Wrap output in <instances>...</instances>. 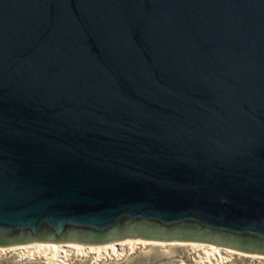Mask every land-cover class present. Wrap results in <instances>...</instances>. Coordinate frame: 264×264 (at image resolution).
I'll return each mask as SVG.
<instances>
[{"label": "water", "instance_id": "water-1", "mask_svg": "<svg viewBox=\"0 0 264 264\" xmlns=\"http://www.w3.org/2000/svg\"><path fill=\"white\" fill-rule=\"evenodd\" d=\"M126 238L264 255V0H0V246Z\"/></svg>", "mask_w": 264, "mask_h": 264}, {"label": "bare ground", "instance_id": "bare-ground-1", "mask_svg": "<svg viewBox=\"0 0 264 264\" xmlns=\"http://www.w3.org/2000/svg\"><path fill=\"white\" fill-rule=\"evenodd\" d=\"M151 245H188L194 250H201V259L199 261L204 264H219L233 255L244 256L251 259H264V255L241 252L232 248L218 246L212 243L196 242V241H153L140 238H126L116 242L105 244H82L78 242H33L28 244H15L10 246H0V255L10 252H19L20 257H31L34 255L45 256L47 260L44 263L65 264L66 260L76 256H91L93 261L108 259L131 253L137 248H143ZM187 248V247H186ZM138 250V249H137ZM191 251V249H190ZM197 253V252H196ZM199 253V252H198ZM127 255V254H126ZM197 255V254H196ZM33 258V257H32ZM82 258V257H81ZM119 258V257H118ZM31 259V258H30ZM199 260V259H198ZM229 261V260H228Z\"/></svg>", "mask_w": 264, "mask_h": 264}, {"label": "rangeland", "instance_id": "rangeland-1", "mask_svg": "<svg viewBox=\"0 0 264 264\" xmlns=\"http://www.w3.org/2000/svg\"><path fill=\"white\" fill-rule=\"evenodd\" d=\"M28 243L33 242L19 244ZM137 249L131 253H126L127 255H120L118 256L119 258L114 257V259L108 258L98 261H93L91 256H76L73 257V259L71 258L70 260H66L65 264H199V261L201 259L200 256L203 255L201 253V250H194L188 245H151ZM19 255L20 254L17 251L0 255V264H51L44 263L45 261H47L44 257L50 256V254L48 253L45 256H36L35 259L34 255L29 258L20 257ZM230 258L231 259H228L229 261L226 260L219 264H264V259H251L248 257L236 255H233ZM200 264L204 263L200 262Z\"/></svg>", "mask_w": 264, "mask_h": 264}]
</instances>
